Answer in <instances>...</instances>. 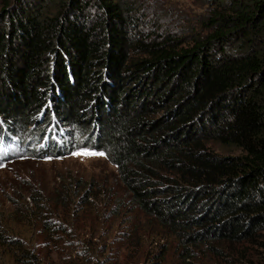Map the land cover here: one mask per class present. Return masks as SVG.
Returning a JSON list of instances; mask_svg holds the SVG:
<instances>
[{
  "label": "trees",
  "instance_id": "1",
  "mask_svg": "<svg viewBox=\"0 0 264 264\" xmlns=\"http://www.w3.org/2000/svg\"><path fill=\"white\" fill-rule=\"evenodd\" d=\"M45 1L0 3L1 158L101 152L164 253L264 264V0H191L181 32H138L122 0ZM32 219L0 213V264H31Z\"/></svg>",
  "mask_w": 264,
  "mask_h": 264
},
{
  "label": "rangeland",
  "instance_id": "2",
  "mask_svg": "<svg viewBox=\"0 0 264 264\" xmlns=\"http://www.w3.org/2000/svg\"><path fill=\"white\" fill-rule=\"evenodd\" d=\"M122 1L141 17L138 32L157 25L185 31L198 12L191 0ZM59 8L60 0L45 1L47 15ZM211 147L223 155L239 152ZM131 209L116 167L101 152L82 149L41 160L0 156V213H32L26 237L31 264H183L175 246L164 253L165 242L148 236L146 221Z\"/></svg>",
  "mask_w": 264,
  "mask_h": 264
}]
</instances>
